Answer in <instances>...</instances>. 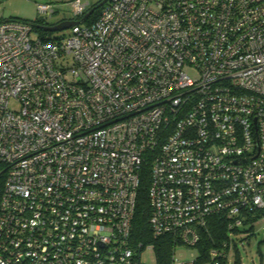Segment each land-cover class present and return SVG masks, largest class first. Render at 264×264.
<instances>
[{
  "label": "built area",
  "instance_id": "obj_1",
  "mask_svg": "<svg viewBox=\"0 0 264 264\" xmlns=\"http://www.w3.org/2000/svg\"><path fill=\"white\" fill-rule=\"evenodd\" d=\"M87 4L67 36L0 20V264H142L144 164L150 234L193 264L210 216L264 217V0Z\"/></svg>",
  "mask_w": 264,
  "mask_h": 264
},
{
  "label": "rangeland",
  "instance_id": "obj_2",
  "mask_svg": "<svg viewBox=\"0 0 264 264\" xmlns=\"http://www.w3.org/2000/svg\"><path fill=\"white\" fill-rule=\"evenodd\" d=\"M72 0H0V20L9 18L34 19L36 17L44 18L37 11L38 4H49L53 9L50 17H46V21L50 24H57L63 20H73L74 16L71 12ZM88 2L90 7L99 0H82ZM45 19V18H44ZM70 27L63 30L49 31V36H67ZM13 107L15 103L11 104ZM246 225L239 231H231L229 238L231 246L227 248L228 264H234V257L237 255L241 264H264V217H258L253 223L250 231H246ZM251 233V234H249ZM249 234V235H248ZM197 246L178 245L175 249L174 259L179 262H186L195 259L198 254ZM262 258V260H261ZM140 261L142 264H155L154 249L146 246L140 252Z\"/></svg>",
  "mask_w": 264,
  "mask_h": 264
},
{
  "label": "trees",
  "instance_id": "obj_3",
  "mask_svg": "<svg viewBox=\"0 0 264 264\" xmlns=\"http://www.w3.org/2000/svg\"><path fill=\"white\" fill-rule=\"evenodd\" d=\"M101 1L102 0H99L88 8V10L90 8H94V10L86 19H82V15L77 20H83L85 24H91L93 21H95L102 8V6H98ZM25 20L30 21L33 25L34 30L37 31L41 36L49 34V31L44 30V26L54 25L50 24L46 21V19L42 17H36L34 19ZM4 176L5 175L3 173H0V193L3 189ZM139 181L140 182L137 191L136 205L132 220V229L130 237L131 241L133 243H141L143 246L153 243L156 262L155 264H170L172 251V241L170 239V236H163L154 239L150 234L151 232L147 222V218L149 215V205L146 194L147 186L149 183V168L147 164H144L141 167L139 173ZM255 221L256 220L244 221L246 224L249 225L246 227V231H250L252 229L253 223ZM226 227V220H224L221 215H212L208 218L206 227L200 231V239L198 244L196 245L199 251L195 259H193V264L210 263L209 250L211 248L226 249V245L229 239V231ZM240 229L241 228H237L233 231H239ZM233 263L241 264L240 259L237 255H235ZM219 264H225V260L219 259Z\"/></svg>",
  "mask_w": 264,
  "mask_h": 264
},
{
  "label": "water",
  "instance_id": "obj_4",
  "mask_svg": "<svg viewBox=\"0 0 264 264\" xmlns=\"http://www.w3.org/2000/svg\"><path fill=\"white\" fill-rule=\"evenodd\" d=\"M107 0H102L98 6H102ZM94 8H90L84 15H83V19L87 18L92 12H93ZM75 23L74 20H63L61 22H58L57 24L54 25H46L44 26V30L46 31H55V30H63L66 28H69L71 25H73Z\"/></svg>",
  "mask_w": 264,
  "mask_h": 264
}]
</instances>
